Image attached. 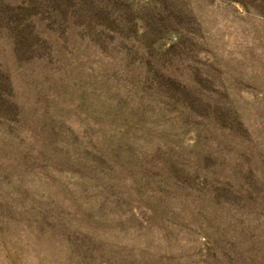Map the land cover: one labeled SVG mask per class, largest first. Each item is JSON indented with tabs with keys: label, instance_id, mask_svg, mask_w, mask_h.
<instances>
[{
	"label": "rangeland",
	"instance_id": "1",
	"mask_svg": "<svg viewBox=\"0 0 264 264\" xmlns=\"http://www.w3.org/2000/svg\"><path fill=\"white\" fill-rule=\"evenodd\" d=\"M0 264H264V0H0Z\"/></svg>",
	"mask_w": 264,
	"mask_h": 264
}]
</instances>
